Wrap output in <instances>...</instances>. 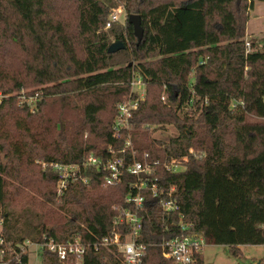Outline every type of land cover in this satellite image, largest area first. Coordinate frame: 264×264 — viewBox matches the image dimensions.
I'll return each instance as SVG.
<instances>
[{"label": "trees", "instance_id": "trees-1", "mask_svg": "<svg viewBox=\"0 0 264 264\" xmlns=\"http://www.w3.org/2000/svg\"><path fill=\"white\" fill-rule=\"evenodd\" d=\"M253 1L264 2L0 0V91L41 95L34 114L12 99L0 104V264H28L21 253L26 242L65 244L82 237L85 220H92L98 237L125 234V228H112L111 207L133 208L124 203L135 194L128 188L133 176L104 188L102 174L89 171L91 189L69 183L57 196L55 173L34 167L37 159L69 165L88 155L104 159L108 146L120 148L122 140L112 137L115 105L128 98L133 78L145 90L129 120L133 148L150 163L185 158L183 170L157 166L154 174L162 193L174 188L190 231L207 245L229 247L238 259L239 246L264 245V50L251 42L246 51L244 40ZM119 5L126 18L140 17L139 44L126 19L105 27ZM112 41L123 48L109 52ZM64 107L80 112L78 124L62 118ZM150 126L173 127L176 136L152 140ZM141 196L142 264H172L160 244L185 234L178 214L164 215L147 190ZM40 258V264H75L73 256L60 261L44 247ZM82 264L124 263L109 246L86 248ZM194 264H203L202 253Z\"/></svg>", "mask_w": 264, "mask_h": 264}, {"label": "built area", "instance_id": "built-area-1", "mask_svg": "<svg viewBox=\"0 0 264 264\" xmlns=\"http://www.w3.org/2000/svg\"><path fill=\"white\" fill-rule=\"evenodd\" d=\"M117 16L112 14L109 16L105 27L110 28L113 23L117 22ZM250 45L245 42V50L249 51ZM207 57L198 62V66L205 64ZM142 89H135V88ZM144 85L139 78H133L130 82V94L123 102L115 105L117 115L113 122L112 137L122 140L120 148L108 146L106 149V157L104 159L97 158L93 155L86 156L80 163L73 165L60 163H46L37 161L36 163L45 171L50 169L56 175V194L60 196L69 183H79L86 189H91L93 177L86 175L89 171H95L102 174L100 184L102 187L112 186L121 182L123 175H131L134 182L129 184V190H134L135 194H129L125 200V204H132L133 208H122L112 206L114 213L112 220V228H125V234L118 231H111L110 234L91 233V239L87 238V230L84 229L82 237H76L71 242L65 244L55 243L48 240L46 243L38 245L40 250L44 247L50 252L56 254L60 261L64 260L67 255L73 256L75 264H82V256L88 247L97 250L98 247L114 246L122 256L124 264H142L145 255L144 246L137 242L140 232L142 231V217L139 212L142 209L143 198L141 192L147 190L150 196L158 199L159 207L164 215L177 213L179 218V228L184 232L180 237L162 241L160 249L163 258L171 261L172 264H194L195 255L202 253L203 248L207 245L200 233L191 232L190 224L183 222V215L178 213V206L173 199L174 188L170 187L166 195L162 193L158 186V178L155 176V167L159 166L166 172H177L183 170L181 164L185 160H171L168 163L159 164L157 161L148 162L147 155L144 154L140 159L137 158L136 151L131 142V125L130 118L134 110L137 109L139 102L144 99ZM132 95H136L132 98ZM12 99L19 108H26L30 114L37 111V102L40 101L41 95L38 92H29L21 89L16 93H3L0 91V104L5 100ZM163 101V98H161ZM189 154L196 159H201L203 154H196L192 149ZM1 225V219H0ZM1 242V241H0ZM22 248L21 253L26 254Z\"/></svg>", "mask_w": 264, "mask_h": 264}, {"label": "rangeland", "instance_id": "rangeland-1", "mask_svg": "<svg viewBox=\"0 0 264 264\" xmlns=\"http://www.w3.org/2000/svg\"><path fill=\"white\" fill-rule=\"evenodd\" d=\"M221 12H224L226 14V10L222 9ZM113 14L117 16V24L122 25L126 19L125 12L122 8V5H119L117 8L113 9ZM208 16H209V22L212 20V10L208 11ZM247 19L245 22V28H246V33L244 40L245 42L251 44V42L255 45V48L257 50H264V2L261 1H253V8L248 11V14L246 15ZM216 19L220 20V17H216ZM226 22H229V24L232 22L229 21V17L226 14V17L224 20ZM227 24V25H229ZM229 28V27H228ZM225 29V32H227ZM212 32V30L210 29ZM229 32V31H228ZM233 33V31H230ZM228 38V37H227ZM226 38V39H227ZM224 40H219L225 41ZM115 41H112L111 44H113ZM191 85L195 83L194 80V74H191ZM137 89H142V88H135ZM197 89V87H196ZM48 100H52L54 98L52 97H47ZM49 110V109H48ZM62 112V118L66 122H73L78 124V119H80V112L76 109H73L72 107H64L61 109ZM149 136L151 137L152 140H159V141H168L170 138L176 136V131L173 127H165V128H155L153 126L148 127L147 130ZM87 137V133L85 132L83 135V140H85ZM37 161L41 160H36L35 161V169H38L42 172V169L39 167V165L36 163ZM56 190V186L54 187ZM96 220L100 218V213L96 214L94 217ZM97 222V221H96ZM95 222V223H96ZM92 224V220H85L83 227L85 230H87V238L91 239L90 231H94V227ZM92 233V232H91ZM26 247L24 249V252L27 255L28 258V264H40L41 263V258H40V247L35 244H31L26 242L25 243ZM241 252L244 254V256H255L257 257V262L259 264H263L264 262V245L263 246H242ZM202 257H203V264H243L244 261L241 259V257L235 258L231 256L229 252V247L227 246H216V245H206L203 248L202 251ZM261 262V263H260Z\"/></svg>", "mask_w": 264, "mask_h": 264}, {"label": "water", "instance_id": "water-1", "mask_svg": "<svg viewBox=\"0 0 264 264\" xmlns=\"http://www.w3.org/2000/svg\"><path fill=\"white\" fill-rule=\"evenodd\" d=\"M126 21L132 28V34L136 39V43L139 44L143 35V29L141 27L140 17L138 15H129L126 18ZM122 48H123L122 43L117 41L111 44V46L109 47V52H114Z\"/></svg>", "mask_w": 264, "mask_h": 264}, {"label": "crops", "instance_id": "crops-1", "mask_svg": "<svg viewBox=\"0 0 264 264\" xmlns=\"http://www.w3.org/2000/svg\"><path fill=\"white\" fill-rule=\"evenodd\" d=\"M245 33H246V28H245ZM242 246H239L238 248L240 249L241 252V248ZM241 259H243L244 263L243 264H259V262H257V257L255 256H244V254L241 252ZM261 263V262H260Z\"/></svg>", "mask_w": 264, "mask_h": 264}]
</instances>
